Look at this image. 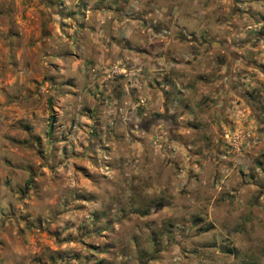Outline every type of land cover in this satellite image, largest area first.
<instances>
[{"label": "rangeland", "instance_id": "1", "mask_svg": "<svg viewBox=\"0 0 264 264\" xmlns=\"http://www.w3.org/2000/svg\"><path fill=\"white\" fill-rule=\"evenodd\" d=\"M0 264H264V0H0Z\"/></svg>", "mask_w": 264, "mask_h": 264}, {"label": "water", "instance_id": "2", "mask_svg": "<svg viewBox=\"0 0 264 264\" xmlns=\"http://www.w3.org/2000/svg\"><path fill=\"white\" fill-rule=\"evenodd\" d=\"M214 43L217 44V45H221L222 47H225V46H226L225 43H221V42H219V41H214Z\"/></svg>", "mask_w": 264, "mask_h": 264}]
</instances>
